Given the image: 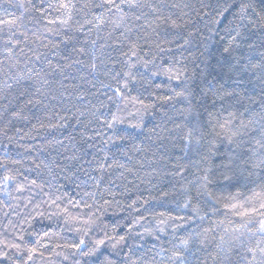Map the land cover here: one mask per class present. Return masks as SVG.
Here are the masks:
<instances>
[{
	"label": "trees",
	"instance_id": "trees-1",
	"mask_svg": "<svg viewBox=\"0 0 264 264\" xmlns=\"http://www.w3.org/2000/svg\"><path fill=\"white\" fill-rule=\"evenodd\" d=\"M0 264H264V0H0Z\"/></svg>",
	"mask_w": 264,
	"mask_h": 264
}]
</instances>
